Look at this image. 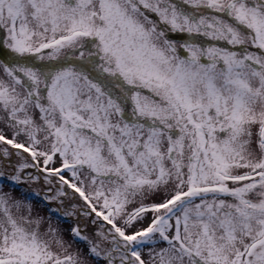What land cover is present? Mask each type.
I'll list each match as a JSON object with an SVG mask.
<instances>
[{"label":"snow or ice","instance_id":"1","mask_svg":"<svg viewBox=\"0 0 264 264\" xmlns=\"http://www.w3.org/2000/svg\"><path fill=\"white\" fill-rule=\"evenodd\" d=\"M0 49V264H264V0H0Z\"/></svg>","mask_w":264,"mask_h":264},{"label":"rangeland","instance_id":"2","mask_svg":"<svg viewBox=\"0 0 264 264\" xmlns=\"http://www.w3.org/2000/svg\"><path fill=\"white\" fill-rule=\"evenodd\" d=\"M172 38L173 39H176V40H182L185 37L184 36H173ZM200 39L201 40H204V38H202V37ZM205 42H207V41H205ZM0 59L7 60L8 62H11L12 59H13V56L7 50L0 49ZM49 63H56V62H48V61H44V62L37 61L36 62L37 66H39L40 64H49ZM0 129H2L5 132L6 135H8L9 137H11V131L8 128L4 127L3 124H0ZM21 139H23V137H21ZM66 175H67V173H66ZM37 187H38L37 185H32L31 188H29L26 185H22L21 187H13L8 181H4L3 190L5 192L11 191L12 194L15 197L20 198L21 197V188H27L28 192H31L32 188H37ZM156 199H159V197H157ZM32 203H33V207L35 209V212H37L40 215L45 216V217L50 214L49 213V209L50 208L57 207V205L55 203L46 204L45 202H43L38 197L33 198L32 199ZM77 203H78V201H77ZM52 219H53L54 222L57 219H60L61 226H62L63 229H65V231H64V237H65V239L71 241L70 233L67 230L70 229L73 226V224H75V222H76L75 221V218L63 219V218L58 217V215L53 214L52 215ZM149 219H150V217H149ZM147 222L148 221H145L144 222L145 225H146ZM137 227H140V225H137ZM88 232H89V234L92 232V227L90 225L88 226ZM73 248H82V249H85L86 250V246L84 244H81V243H75V244H73Z\"/></svg>","mask_w":264,"mask_h":264}]
</instances>
